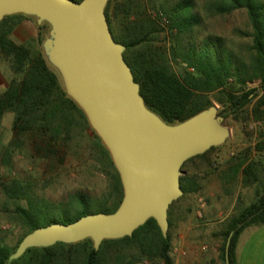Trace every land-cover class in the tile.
<instances>
[{
  "label": "trees",
  "instance_id": "trees-1",
  "mask_svg": "<svg viewBox=\"0 0 264 264\" xmlns=\"http://www.w3.org/2000/svg\"><path fill=\"white\" fill-rule=\"evenodd\" d=\"M82 2L83 0H75ZM168 21L173 38L166 49L156 45L158 35L166 32L149 15L146 0H124L113 8L106 7V17L114 40L126 47L124 58L132 69L135 82L149 110L170 125L185 122L211 108L214 100L223 106L225 119L239 120L246 116L261 125L262 130L253 147L264 153V0H206L202 11L209 16H226L244 10L252 31L245 35L252 40L248 58L229 49L223 38H197L202 25L201 12L195 0H155ZM26 15L8 16L0 22V55L10 73L8 86L0 95V131L7 114H13L12 131L17 138L5 145L0 139V160L8 162L18 147V139L30 135L48 149L68 147L87 131L93 151L99 156L102 172L110 192L101 199L78 192L66 202L54 203L36 197L32 186L19 180L2 183L5 198L14 205L13 212L22 222L23 234L15 246L0 244V264H175L169 210V232L165 238L154 219L140 227L132 237L104 241L99 250L91 239L77 244L57 243L48 248L29 249L20 259L10 261L23 239L39 228L51 224H72L93 213L113 214L123 200V186L110 153L90 128L84 112L67 96L60 74L45 57L42 45L50 26L39 27V35L28 44L12 39L14 30ZM112 17H114L112 19ZM184 65L175 71L171 64ZM259 81L258 87L249 84ZM21 140V139H19ZM38 148L43 150L39 145ZM214 147L194 159H207ZM229 179L239 174L245 183L258 180L261 163L237 158ZM253 179V180H252ZM184 196L201 190L198 177H181ZM23 201H26L23 204ZM264 225V185L255 192L254 201L227 221L216 234L222 239L219 248L221 264H226L227 243L231 238L229 258L236 264V247L240 236L249 227Z\"/></svg>",
  "mask_w": 264,
  "mask_h": 264
},
{
  "label": "water",
  "instance_id": "water-1",
  "mask_svg": "<svg viewBox=\"0 0 264 264\" xmlns=\"http://www.w3.org/2000/svg\"><path fill=\"white\" fill-rule=\"evenodd\" d=\"M109 0H0V22L26 15L47 23L43 44L49 64L64 89L84 112L90 128L110 153L123 186V200L113 214L93 213L72 224H51L28 234L10 261L29 249L91 239L96 250L106 240L132 237L154 219L168 236L169 210L184 192L183 166L223 145L231 129L216 105L189 120L170 125L149 110L106 17ZM231 238L227 243L226 264Z\"/></svg>",
  "mask_w": 264,
  "mask_h": 264
},
{
  "label": "rangeland",
  "instance_id": "rangeland-1",
  "mask_svg": "<svg viewBox=\"0 0 264 264\" xmlns=\"http://www.w3.org/2000/svg\"><path fill=\"white\" fill-rule=\"evenodd\" d=\"M205 1L195 0L202 16V25L197 30V38L219 36L224 39L229 49L243 58H248L252 40L245 34L250 33L252 28L246 11L241 10L226 16H209L201 10ZM122 2L124 0H113V8ZM146 2L149 5V15L166 31L158 35L156 45L168 50L172 46L173 38L168 32L167 18L158 1L146 0ZM113 20L115 22V19ZM43 24H39L37 18L27 16L14 30L12 39L19 44H28L38 37L39 27ZM50 30L51 28L45 34L44 42L49 38ZM171 64L175 71L184 68L182 64L172 61ZM9 80L8 65L0 55V95L6 90ZM249 85L258 87L259 81ZM212 101L221 113L223 106L213 97ZM13 120L14 115L7 114L3 121L0 139L5 145L17 138L12 131ZM225 123L231 129V137L209 154L207 159H194L183 169L184 175L198 177L201 190L197 194L183 195L172 207L170 219L173 222L171 228L173 250L171 255L175 264H221L219 248L222 239L216 235L218 230L244 207L251 204L255 199L256 190L264 185V161L260 159L263 153H257L253 149L262 130L261 125L246 116H242L239 120L230 117L225 119ZM83 136H88L87 131L83 133ZM82 137L68 147L48 149L37 139L25 134L19 138L21 140L18 139V147L11 152L9 161L0 160V244L15 246L23 234L22 222L13 212L14 205L5 198L2 183L19 180L30 184L31 191L36 197L54 203L66 202L78 192L98 199L108 195L110 187L102 172L101 160L93 151L88 139H82ZM39 145L43 150L38 148ZM228 158L235 163L238 162L237 158H246V165L249 162L259 161L261 163L259 181L255 180L247 184L244 182L243 175L239 174L233 182H229L230 184L226 183L227 177H221V184L218 180L219 175H227L228 172L220 171V169L230 162ZM219 184L223 185V191L227 185L230 190L231 187L234 188V197H225L224 201L213 205L212 199H215L219 191L217 188ZM211 192L215 194L214 197L211 196ZM232 200H236L234 207ZM25 202L23 201V204ZM215 206H222V216H217L215 211H212ZM141 264L154 263L144 261Z\"/></svg>",
  "mask_w": 264,
  "mask_h": 264
},
{
  "label": "crops",
  "instance_id": "crops-1",
  "mask_svg": "<svg viewBox=\"0 0 264 264\" xmlns=\"http://www.w3.org/2000/svg\"><path fill=\"white\" fill-rule=\"evenodd\" d=\"M228 160L230 161L229 158ZM233 161H230L228 162V164H225L223 167H221L220 171L222 170L228 172L227 175L222 174L219 175V179L217 178L221 184H222L221 177H227V179L230 178L229 172L235 165V162ZM227 179H226V183L230 184L229 183L230 179L229 180ZM217 188L219 189L216 195L217 197L215 196L214 193L211 192V196L212 197L215 196V199L218 200L216 201L215 199H212V201L214 202L213 205L217 202L224 201L225 197L227 198H229V196H231V198L234 197V188L231 187L230 190L229 185H227V187L224 188V191H223V185L219 184ZM220 189L222 191H220ZM235 201L236 200H232L233 207L236 203ZM209 211L210 208L208 212ZM212 211H215L214 213L217 214V216H222L223 214L222 206L221 207L215 206L214 208H212ZM236 264H264V225L249 227L242 233L236 247Z\"/></svg>",
  "mask_w": 264,
  "mask_h": 264
},
{
  "label": "built area",
  "instance_id": "built-area-1",
  "mask_svg": "<svg viewBox=\"0 0 264 264\" xmlns=\"http://www.w3.org/2000/svg\"><path fill=\"white\" fill-rule=\"evenodd\" d=\"M262 161H264V153L263 154H261V158H260ZM217 165H215V167H216ZM183 255H185V253H183Z\"/></svg>",
  "mask_w": 264,
  "mask_h": 264
}]
</instances>
